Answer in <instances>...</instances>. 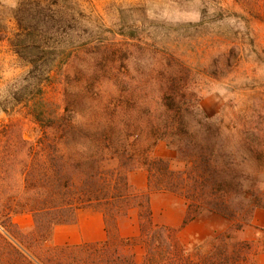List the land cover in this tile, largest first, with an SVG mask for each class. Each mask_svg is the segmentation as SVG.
I'll list each match as a JSON object with an SVG mask.
<instances>
[{
    "label": "trees",
    "instance_id": "trees-1",
    "mask_svg": "<svg viewBox=\"0 0 264 264\" xmlns=\"http://www.w3.org/2000/svg\"><path fill=\"white\" fill-rule=\"evenodd\" d=\"M85 13L81 0H23L16 8L14 18L20 32L16 39L8 40L32 68L28 84L13 94V100L15 106L22 105L27 110L43 132L32 142L19 127L5 126L0 130V170L4 175L0 180V220L10 227L17 214L30 213L34 219L31 240L46 245L54 228L74 223L80 209H100L108 225L115 227L118 217L138 208L142 241L147 245L146 264H251L253 256L264 251V241L235 243L232 234L225 233L208 244V253L195 260L178 242L174 231L153 224L149 201L152 193H173L188 203L186 222L211 212L231 221L232 230L242 231L252 225L255 210L264 208V178L259 177L264 176V133H236L231 129L225 134L216 121L204 116L199 97L190 85L192 69H184L182 64L175 69L171 61L164 63L167 57L179 60L174 51L172 55L155 53L154 64L143 74L150 80L137 78L134 62L143 59L133 53L134 61L126 76L116 75L112 86L124 93L130 110L125 118L113 119V125H123V130L84 128L81 125L91 127L102 122L88 118L80 121L78 114L66 113L69 107L61 114V107L53 108L48 100L47 87L69 65L74 51L87 52L92 42L89 36H78L74 50H67L58 30L69 20L87 21ZM109 51L114 57L122 50ZM128 60L131 62V56ZM111 67L116 74L115 65ZM235 141L244 143V160L252 163L257 175L249 194L235 174ZM130 142L135 150L129 165L139 155L149 174L148 191L143 194L132 191L128 174L101 168L126 160ZM160 142L176 152L175 159L152 157ZM174 163L181 167L175 168ZM244 196H249L247 203L240 200ZM110 248L107 242L70 249H98L101 262L106 263L110 262ZM203 248L198 246L194 251ZM49 249L56 252L68 248ZM114 256L116 264H137L134 256H123L118 248Z\"/></svg>",
    "mask_w": 264,
    "mask_h": 264
},
{
    "label": "rangeland",
    "instance_id": "rangeland-1",
    "mask_svg": "<svg viewBox=\"0 0 264 264\" xmlns=\"http://www.w3.org/2000/svg\"><path fill=\"white\" fill-rule=\"evenodd\" d=\"M22 1L0 0V130L5 126L19 127L26 139L35 142L42 136V127L27 115L22 105L15 106L13 100V94L28 84L32 68L15 53L8 40L16 39L20 32L14 16ZM81 4L86 8L87 21L64 22L58 35L67 50H74L78 36H89L91 49L80 54L74 51L69 65L47 87L48 100L53 108L61 107V114L69 107L66 113L78 114L80 121L88 118L102 122L91 127L81 125L84 128L123 130V125H113V119L125 118L130 110L124 93H118L112 86L116 75L126 76L135 56L143 59L134 62L137 78L150 80L143 74L144 69L147 71L154 64L155 53L172 55L174 51L179 60L167 57L164 63L171 61L175 69L180 64L184 69H192L190 85L199 97L204 116L216 121L225 134L231 129L236 133L244 130L264 133V0H81ZM109 50L122 51L113 57ZM110 63L115 65L116 74L112 73ZM232 146L238 151L236 177L249 194L257 175L252 163L244 160V143L235 141ZM128 148L125 163L105 164L102 170L129 174L131 170L145 169L139 155L129 165L135 147L130 142ZM166 148L170 149L160 142L152 157L175 159L176 152L172 150V156ZM1 160L0 151V163ZM174 167L181 165L174 163ZM2 174L0 170V180L4 178ZM248 197L240 200L247 203ZM256 211H259L257 221L242 231L232 230V222L225 218L230 229L220 235L231 233L235 243L263 242L264 233L260 230H264V208ZM27 213L17 215L31 217L14 218L10 227L0 220V264H116V248L121 255L132 256L126 250L127 245L114 240L108 254L110 262L106 263L101 262L98 249L51 251L49 244L31 240L29 227L33 217ZM210 249L208 244L204 245L202 250L193 251L191 257L196 260ZM136 258L137 264H144L141 257V261Z\"/></svg>",
    "mask_w": 264,
    "mask_h": 264
},
{
    "label": "crops",
    "instance_id": "crops-1",
    "mask_svg": "<svg viewBox=\"0 0 264 264\" xmlns=\"http://www.w3.org/2000/svg\"><path fill=\"white\" fill-rule=\"evenodd\" d=\"M159 147H155L154 152ZM161 147V146H160ZM173 156L172 149L166 148ZM128 183L136 194L148 191L149 174L145 169H136L128 174ZM149 207L153 224L156 227L170 229L175 232L178 242L191 255L195 247L204 246L230 229L228 221L211 212H204L192 221L186 222L188 203L186 199L169 192L152 193ZM28 214V213H27ZM140 210L132 208L126 215L118 217L115 227H110L104 213L95 207L80 209L76 220L71 224L57 225L48 244L52 248H74L80 246H102L112 240L127 245L130 255L142 258L146 264L147 245L142 240ZM259 211L254 212L253 222L257 221ZM31 217L16 215L14 218ZM33 217V216H32ZM33 223L29 229L34 227ZM264 228V226L262 225ZM139 250V251H138ZM138 251V252H137ZM139 253V254H138ZM251 264H264V251L256 253Z\"/></svg>",
    "mask_w": 264,
    "mask_h": 264
}]
</instances>
